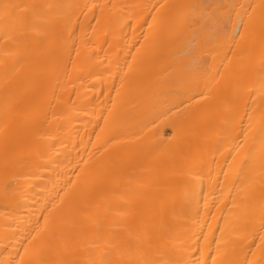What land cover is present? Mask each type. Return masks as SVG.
<instances>
[{
  "label": "bare ground",
  "instance_id": "1",
  "mask_svg": "<svg viewBox=\"0 0 264 264\" xmlns=\"http://www.w3.org/2000/svg\"><path fill=\"white\" fill-rule=\"evenodd\" d=\"M0 264H264V0H0Z\"/></svg>",
  "mask_w": 264,
  "mask_h": 264
}]
</instances>
